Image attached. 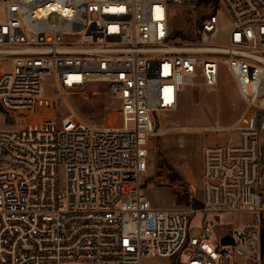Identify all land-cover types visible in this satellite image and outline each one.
Instances as JSON below:
<instances>
[{"label": "built area", "instance_id": "1", "mask_svg": "<svg viewBox=\"0 0 264 264\" xmlns=\"http://www.w3.org/2000/svg\"><path fill=\"white\" fill-rule=\"evenodd\" d=\"M217 2L233 23L224 45L212 42L214 11L198 38H172L171 6L198 0H0V264L264 263V0ZM222 66L243 108L231 124L183 128L209 136L200 176L185 208L155 207L142 179L153 116L175 110L199 72L214 87ZM45 76L56 95H44ZM90 81L107 84L120 125L57 112ZM236 212L251 219L220 223Z\"/></svg>", "mask_w": 264, "mask_h": 264}, {"label": "rangeland", "instance_id": "2", "mask_svg": "<svg viewBox=\"0 0 264 264\" xmlns=\"http://www.w3.org/2000/svg\"><path fill=\"white\" fill-rule=\"evenodd\" d=\"M170 9V29L189 39L198 34L200 23L213 12L212 6L204 4L172 5ZM214 13L218 28L212 42L215 45H224L228 41L233 23L223 6ZM1 66L4 70H11L13 63L6 60L1 62ZM43 93L57 94L53 76L44 77ZM242 108L238 84L232 73L222 66L214 87L206 86L199 72L196 82L181 93L175 110L156 111L153 116L156 133L150 139L148 168L142 175L143 194L153 206L185 208L189 203V185L200 176L202 149L209 142V136L183 128L231 124L239 116ZM70 111H73L78 119L93 126H118L121 123L120 106L112 98L107 84L100 81H90L81 88L66 90L65 96L57 102V112L64 116ZM60 178L61 180L65 178L62 171ZM180 197H184V200H180ZM203 218L202 212L190 216L189 236L201 231ZM250 219L249 213L236 212L220 216L219 221L224 226H235ZM234 261L252 264L244 262L239 257H235ZM142 264L169 262L163 258L148 256L143 258Z\"/></svg>", "mask_w": 264, "mask_h": 264}, {"label": "trees", "instance_id": "3", "mask_svg": "<svg viewBox=\"0 0 264 264\" xmlns=\"http://www.w3.org/2000/svg\"><path fill=\"white\" fill-rule=\"evenodd\" d=\"M199 4L212 6L213 11H216L219 7L217 0H198V5ZM200 26H201V23H200ZM172 38H176V39L180 38V39H184V40L189 39V38L184 37L183 35H180V34L174 32V31H172ZM196 38H198V36H195V37L190 38V39L192 40V39H196ZM180 200L183 201L184 197H180ZM262 250H263V254H264V230L262 231Z\"/></svg>", "mask_w": 264, "mask_h": 264}, {"label": "water", "instance_id": "4", "mask_svg": "<svg viewBox=\"0 0 264 264\" xmlns=\"http://www.w3.org/2000/svg\"><path fill=\"white\" fill-rule=\"evenodd\" d=\"M263 160H264V147H263ZM221 242L223 244H227V243L233 242V239L231 236L228 235V236H225L224 238H222Z\"/></svg>", "mask_w": 264, "mask_h": 264}]
</instances>
